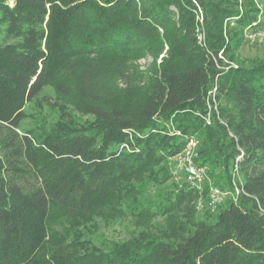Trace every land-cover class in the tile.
Listing matches in <instances>:
<instances>
[{
    "label": "trees",
    "instance_id": "1",
    "mask_svg": "<svg viewBox=\"0 0 264 264\" xmlns=\"http://www.w3.org/2000/svg\"><path fill=\"white\" fill-rule=\"evenodd\" d=\"M260 12L253 0H0V264H264V56L222 55L239 59ZM50 87L59 119L25 127ZM186 135L216 186L233 189L239 158L237 200L200 212L174 179ZM131 206L168 230L109 248L86 238L106 209Z\"/></svg>",
    "mask_w": 264,
    "mask_h": 264
},
{
    "label": "rangeland",
    "instance_id": "2",
    "mask_svg": "<svg viewBox=\"0 0 264 264\" xmlns=\"http://www.w3.org/2000/svg\"><path fill=\"white\" fill-rule=\"evenodd\" d=\"M258 8H260L261 12L258 15L257 19L250 25V28H245L243 30V45L238 52L239 54V59L232 60L230 59L225 53H223V59L225 64L229 65H238V63L247 62L249 61L252 57L255 56H264V43L258 41L255 43H252L250 41V34L253 30L255 29H260L264 31V24L262 22L264 21V0H253ZM242 2V0H240ZM235 18H229L225 21V36L227 35V29H229L231 26L235 25ZM254 27L255 29H253ZM153 58L151 56L141 58L136 61V64L140 67L141 70H146L147 67L152 63ZM161 60V57L158 59V62ZM54 88V87H53ZM50 87V95H47V97L39 102V104H28L26 109L29 110L30 112H34L36 114V118L34 117H29L27 118L23 125L25 127H31L35 126L36 124H44L45 119L44 115L47 114V117L49 120L52 121H57L59 119V111L56 109V102H57V97L59 93L58 91ZM55 90V91H54ZM56 92V93H55ZM57 94V96H56ZM67 95V94H65ZM218 101L217 103L211 102L209 104V110L215 109L217 110L218 108ZM79 117H84V118H90V115L83 114L78 112L77 113ZM205 116L207 123L211 122V116L209 113H204L202 114ZM185 138H194L196 140V157L198 155V147H199V140L196 135H186ZM171 164V169L173 171L174 166H175V160L171 158L170 160ZM234 170V169H233ZM241 173V172H240ZM233 171H232V179H233ZM209 178V176H208ZM174 179L179 181L183 178H176L174 176ZM241 179L242 174H241ZM210 185H214L212 180H209ZM234 190V187L233 189ZM234 199L233 197H230ZM225 201V200H224ZM126 209V208H125ZM127 212H118L114 211V209L108 208L105 210V213L102 215H99V218L88 225L87 227L84 228V232L81 230L80 232H83L88 239H92L96 241V243L100 246H103L105 248H109L113 242L115 241H125L128 239H131L132 237L140 235L144 231H150L151 233L154 234H163L166 230H168V225L167 221L165 220L164 217L157 216L150 224L149 223H144L139 217L138 214V208L137 206H131L126 209ZM202 210H200L201 212ZM54 224V229L55 230H60L64 231L65 229L69 228L70 224L66 220V218L62 215L58 216L55 221L53 222Z\"/></svg>",
    "mask_w": 264,
    "mask_h": 264
},
{
    "label": "built area",
    "instance_id": "3",
    "mask_svg": "<svg viewBox=\"0 0 264 264\" xmlns=\"http://www.w3.org/2000/svg\"><path fill=\"white\" fill-rule=\"evenodd\" d=\"M198 19L200 24L198 27V35L200 41L205 40V33L202 22V14L199 13ZM247 28H250L248 26ZM255 29L254 27H252ZM250 41L252 43L262 42L264 43V31L255 29L250 34ZM222 56V55H220ZM215 91L209 93L212 95V98L216 104ZM196 140L194 138H187L184 149L175 155L173 159L175 160V166L173 169L174 176L176 178H183L191 188L196 190L199 194L197 200V206L200 210L206 205L211 211H216L219 204H221L225 199L233 197L234 200H237L238 194L243 190V180L241 179L239 158L236 159L234 170H233V187L234 190L223 189L216 185H210L208 190V201H204V191L205 183L208 181V168L206 165L200 164L196 161Z\"/></svg>",
    "mask_w": 264,
    "mask_h": 264
}]
</instances>
